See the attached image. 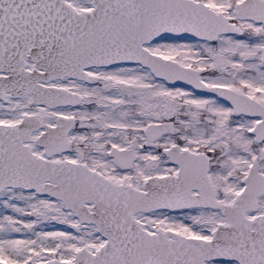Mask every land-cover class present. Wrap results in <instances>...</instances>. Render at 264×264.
<instances>
[{
	"label": "snow or ice",
	"instance_id": "obj_1",
	"mask_svg": "<svg viewBox=\"0 0 264 264\" xmlns=\"http://www.w3.org/2000/svg\"><path fill=\"white\" fill-rule=\"evenodd\" d=\"M0 264H264V0H0Z\"/></svg>",
	"mask_w": 264,
	"mask_h": 264
}]
</instances>
